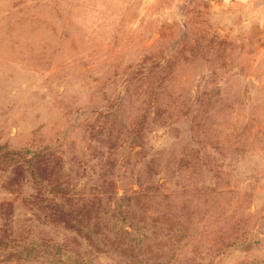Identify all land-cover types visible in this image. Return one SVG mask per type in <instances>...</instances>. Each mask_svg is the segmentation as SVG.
Instances as JSON below:
<instances>
[{
  "label": "rangeland",
  "instance_id": "obj_1",
  "mask_svg": "<svg viewBox=\"0 0 264 264\" xmlns=\"http://www.w3.org/2000/svg\"><path fill=\"white\" fill-rule=\"evenodd\" d=\"M0 264H264V0H0Z\"/></svg>",
  "mask_w": 264,
  "mask_h": 264
},
{
  "label": "trees",
  "instance_id": "obj_2",
  "mask_svg": "<svg viewBox=\"0 0 264 264\" xmlns=\"http://www.w3.org/2000/svg\"><path fill=\"white\" fill-rule=\"evenodd\" d=\"M67 256V255H66Z\"/></svg>",
  "mask_w": 264,
  "mask_h": 264
}]
</instances>
